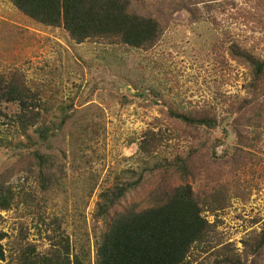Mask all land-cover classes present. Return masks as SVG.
I'll use <instances>...</instances> for the list:
<instances>
[{
    "label": "rangeland",
    "instance_id": "rangeland-1",
    "mask_svg": "<svg viewBox=\"0 0 264 264\" xmlns=\"http://www.w3.org/2000/svg\"><path fill=\"white\" fill-rule=\"evenodd\" d=\"M170 2L192 3L204 20L191 22L188 12L176 10L173 18L163 20L161 40L146 51L97 40L78 43L65 28L40 24L10 0H0V74L17 72L41 93L50 126L59 123L61 108L67 107L72 113L78 110L75 120L78 117L91 131L79 143L72 141L69 128L58 132L47 149L57 157L56 185L47 193L38 188L35 204L0 211V230L10 235L3 241L9 252L23 241L46 254L54 241L68 238L73 252L91 249L95 260L106 226L98 212L100 194L120 177L134 180L144 174L139 187L112 209L109 218L130 207L150 205L155 189L185 182L156 163L177 155H192L188 182L206 203L216 248L232 244L243 250L242 241L263 228L264 79L253 88L251 67L235 58L230 47L239 41L264 57V9L258 6L264 0H145L141 9L157 13L161 4ZM255 94L263 118L249 112L248 105L245 111L256 122L238 120V134L233 132V117L244 115L240 105ZM171 108L210 114L219 127L195 130L171 117ZM2 111L0 178L7 177L17 191H28L36 185L38 169H24L4 145L20 137L16 117L21 106L5 102ZM152 134L157 150L148 155L141 143ZM218 185L226 191L224 202L212 197ZM33 204L36 212H31ZM199 248L191 264L211 263L212 252Z\"/></svg>",
    "mask_w": 264,
    "mask_h": 264
},
{
    "label": "trees",
    "instance_id": "trees-1",
    "mask_svg": "<svg viewBox=\"0 0 264 264\" xmlns=\"http://www.w3.org/2000/svg\"><path fill=\"white\" fill-rule=\"evenodd\" d=\"M10 1L19 11L40 24L65 28L78 43L97 40L146 51L161 40L165 30L163 20L173 18L172 14L176 10L188 12L191 22L204 20V14L199 13L198 7L184 2H170L165 6L161 4L162 10L154 13L148 8L141 9L145 0ZM208 5L212 6L211 3ZM258 6L264 9V4L258 3ZM258 14L263 16L262 12L258 11ZM230 48L235 58L251 67V86L257 89L264 79V57L239 41L233 42ZM40 94L19 78L17 72L12 76L0 74V114L5 102L21 106L16 117L20 137L17 140L7 139L4 145L17 155L24 169H38L36 185L28 191H17L7 177L0 178V211L11 210L21 203L29 206L34 201L35 204L39 200L38 188L47 193L56 185L57 157L47 149L59 137L58 132H65L69 128L72 141L76 143L85 141L86 136L91 135L89 127L84 123L79 124L78 117L75 120L78 110L72 113L67 107L61 108L59 123L50 126L47 123L49 111ZM247 100L248 103H242L239 109L244 115L239 119L233 117L231 122L232 131L237 134L238 120L246 119L249 124H254L256 118H263L258 95ZM248 105L249 112L256 113V118L248 116L245 111ZM169 114L195 130L219 127V121L210 114L201 115L173 108ZM155 140L152 134L141 143L142 150L148 155L157 150V146L153 148L152 145ZM64 151L65 147L62 146L61 153ZM191 161L192 155H177L173 160L166 157L158 159L156 163L159 167L181 175L185 182L170 188L155 189L150 193L151 204L142 209L130 207L109 218L112 209L130 191L139 187L144 174L134 180L120 177L111 188L100 194L98 212L105 218L106 226L97 241L95 260L91 249L82 248L77 253L73 252L68 238L54 241L53 247L46 254L38 251L35 244L23 241L19 242L18 247L10 248L9 252L3 241L10 235L2 230L0 260L7 264H191L197 248L202 246L205 248H199L201 251L212 252L213 260L209 264H264V225L260 231L253 232L242 241L243 250L236 249L232 244L220 248L213 244L211 237L214 224L205 215L206 203L197 196L188 182L193 174ZM17 166L20 167L18 163ZM223 188V185L215 187L212 196L214 201L224 202L226 191ZM34 204L31 212H36ZM221 206L214 205V210H220Z\"/></svg>",
    "mask_w": 264,
    "mask_h": 264
}]
</instances>
